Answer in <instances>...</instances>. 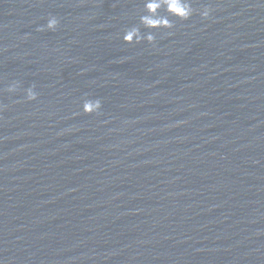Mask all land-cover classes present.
<instances>
[{"label":"water","instance_id":"water-1","mask_svg":"<svg viewBox=\"0 0 264 264\" xmlns=\"http://www.w3.org/2000/svg\"><path fill=\"white\" fill-rule=\"evenodd\" d=\"M192 6L0 0V264H264V0Z\"/></svg>","mask_w":264,"mask_h":264},{"label":"clouds","instance_id":"clouds-1","mask_svg":"<svg viewBox=\"0 0 264 264\" xmlns=\"http://www.w3.org/2000/svg\"><path fill=\"white\" fill-rule=\"evenodd\" d=\"M143 14L139 16V25L144 29H170L173 27V21L170 17L180 20H187L196 11L192 6V0H143ZM210 8L205 5L199 10L201 17H208ZM55 16H49L46 24L41 26L49 30H54L58 24ZM122 40L126 43H140L142 40L149 44L155 40L152 31L141 32L140 27L133 25L124 30ZM19 87L18 81H13L8 85L7 91L13 92ZM25 97L28 100L35 99L37 93L33 86L25 90ZM101 107L100 99L85 98L82 100L81 108L85 113L96 112Z\"/></svg>","mask_w":264,"mask_h":264}]
</instances>
